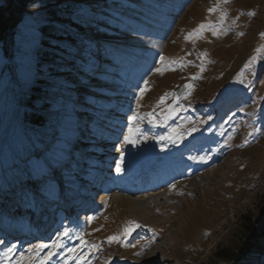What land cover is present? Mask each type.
Wrapping results in <instances>:
<instances>
[{"label":"rangeland","instance_id":"obj_1","mask_svg":"<svg viewBox=\"0 0 264 264\" xmlns=\"http://www.w3.org/2000/svg\"><path fill=\"white\" fill-rule=\"evenodd\" d=\"M0 1L7 8L13 2ZM63 3L42 1L27 8L26 4L15 7L21 20L13 35L0 42V209L10 218L9 225H17L15 231L11 228L16 237L10 233L13 236L0 245V251L15 244L18 253L38 236L51 243L68 228L73 237L84 232L91 243L94 236L90 232H95L98 241L105 240L103 251L100 247L93 253L98 254L93 256V264H228L214 259V253L237 245L243 237L241 220L247 216L260 235L236 264H264V59L245 70L250 84L236 80L245 63L257 55L255 50L264 45V0H69L66 4L74 12L60 23L73 36L61 34L69 53L51 65L40 57L55 45L48 49L41 43L39 28L52 25L48 13L58 11ZM218 4L215 12L208 11ZM222 13L226 32L214 36L204 31L200 37L185 39L201 24H219ZM98 31L106 36L100 41L95 36ZM202 53L207 54L203 72L198 58ZM161 54L168 60L183 58V66L157 73ZM196 75L199 78L191 80ZM144 80L149 84L141 99V113H159L156 105L161 96L193 84L191 95L180 102L186 111L162 127L147 121L141 124L148 136L164 135L174 125L190 127V120L207 123L197 125L198 131L180 144L167 142L163 151L156 140H141L136 145L144 148L141 155L157 153L150 159L132 162L137 149L124 145L123 171L115 173L114 181L118 185L122 178L130 187L146 167L160 163L167 171H180L184 179L178 178L154 194H122L115 188L103 209L82 212L98 215L95 223H77L73 210L63 209L71 201L78 199L79 206H85L97 197V192L88 196L90 176L95 175L98 164L114 165L115 147L120 149ZM36 85L40 87L35 91L38 98L33 100V109L50 122L47 129L38 131L24 125L21 106L23 93ZM83 87L87 90L79 91ZM165 103L171 104L172 98ZM66 133L63 159L45 177L31 176V161H35L31 156L44 160ZM229 134L232 139L225 145ZM199 156L209 159H190ZM207 173L212 176L209 182L190 188L196 174ZM9 186L13 188L6 192ZM55 216L61 223L54 222ZM132 221L140 225L139 237L130 244L108 242L109 236L122 232ZM143 229L155 234L154 239ZM6 237L0 235V240ZM77 241L63 240L66 247H75ZM47 252L44 249L41 255ZM55 260L54 256L48 264H57Z\"/></svg>","mask_w":264,"mask_h":264},{"label":"snow or ice","instance_id":"obj_2","mask_svg":"<svg viewBox=\"0 0 264 264\" xmlns=\"http://www.w3.org/2000/svg\"><path fill=\"white\" fill-rule=\"evenodd\" d=\"M224 3H227L228 0H223ZM219 4L214 7L210 8L208 11L215 12ZM249 15H255V13H249ZM225 19V14H221L220 23L217 25H210V24H201L197 29H194L192 32L188 33L185 37L186 40L188 39H195L200 37L204 31H211L214 36H219L220 34L227 31V29L223 25V21ZM242 35V34H241ZM264 36V33L261 34ZM257 55L252 56L244 65V68L237 74L236 80L245 86L251 83V81H246L245 77V70L249 69L258 59H264V45L258 47L256 50ZM206 53L200 54L198 57L201 60L200 70L201 72L204 71V57ZM180 64L183 66V58L180 60H168L164 55H160L159 57V67L155 68L157 73H162L166 70H174V67ZM199 76H192L191 80L198 79ZM148 80L143 81V87H140L138 92L135 96V103H136V110L132 111V114L128 116V124H127V132L123 135V141L120 144V159L115 162V171L116 173H121L123 171L122 164H123V157L124 152L123 148L124 145H131L135 147L141 140H148L154 139L157 143L161 144V151L164 150L166 147L167 142H171L172 144H176L179 141H182L186 136H190L193 132L198 131L197 125H203L207 123L206 120H197V121H189L191 124L190 127H186L183 124L171 126L167 133L164 135L159 136H148L146 131H144L141 127V124L144 121H147L149 125L162 127L166 124L170 119H173L179 112L186 111L187 109L180 103L183 100H187L188 97L191 95V91L193 89V84L188 83L184 85V91L181 94H177L176 92H168L165 93L163 96L159 98V101L156 107L160 108V112L157 113L155 110L147 113H141L139 111L141 107V99L143 98L145 92L148 90ZM168 97L172 98L171 104H166V100ZM240 112H244L245 109L240 108ZM159 117V119H157ZM187 119V118H186ZM209 120L212 118L209 116ZM70 120V117H69ZM238 127V126H237ZM235 131V129H233ZM67 133L65 134V138L58 141L57 145L52 149L50 156L45 157L44 160H35L31 161L30 167V175L35 176L38 178H43L47 175L48 169L56 163H59L63 159V154L67 151ZM251 135V133H249ZM232 139V135L229 134L228 137L225 139V145L228 144V141ZM192 160H199L201 162L206 161L209 159L207 156H199V157H190ZM172 187H175L173 185ZM94 217H88L89 222H91ZM140 225L134 221L129 222L122 230V232L115 234L113 236L108 237V242H122L123 239H127L136 228H139ZM70 229L65 228L62 232L58 233L56 238L51 241V243H34L29 245L23 251H19L17 253L16 245L13 244L11 246H6L0 251V264H48L49 261L52 260L54 256L57 255V250L63 249L60 252V257L62 258V264H68V261L72 260L75 261L76 264H82L84 261H88V264H92L90 260H88L89 254L94 250L98 249L96 244L88 242L85 240V233L84 232H76L74 237L70 235ZM64 238L68 239H77L80 241V244L75 247H66L65 243L63 242ZM4 240H0V245H5ZM131 247H135V245H131ZM86 249V251H82L81 249ZM44 249H48V252L45 253L43 256L41 252ZM140 255L142 253H136ZM13 257L15 259L13 260Z\"/></svg>","mask_w":264,"mask_h":264},{"label":"trees","instance_id":"obj_3","mask_svg":"<svg viewBox=\"0 0 264 264\" xmlns=\"http://www.w3.org/2000/svg\"><path fill=\"white\" fill-rule=\"evenodd\" d=\"M42 1L51 2L53 4L63 0H13L9 8H7V4L5 2L0 1V42L5 41L7 37H11L13 35V28L17 25L18 21L21 20L20 14L15 13L14 10L15 7L17 8L22 7L23 5L25 6L26 4L25 7L27 8V7H31L29 5L33 6L41 3ZM64 1L68 3L69 0H64ZM66 3L62 4L63 5L61 6L62 9L59 8L58 11H52L48 13V16H50V18L53 19V21L51 22L52 25L43 24V26L39 28V37L42 39L41 43L43 45L45 44L46 46H48V49L50 48L49 46L55 45V47H51L49 51L43 52V54L45 55L44 57L42 56L40 57L41 59L45 60L51 65H53V63L57 65L56 64L57 60H59L57 58L67 57L68 56L67 53H69L68 49L63 47V43H62L63 36L61 34L65 33L66 34L65 37L70 39H72L73 37L70 34V32L68 30H64L60 24L62 22L61 21L62 18L72 16L71 13L74 12L73 6L67 5ZM85 9L88 10L87 8ZM72 23L74 28V26H76V23L74 22ZM103 28L106 29L105 26H103ZM95 36L97 37V39H99V41L102 40V38L106 37L102 31H98L97 34H95ZM50 42H54V43H50ZM70 42L72 43L73 41ZM42 62L40 61L39 64ZM46 62H43V64ZM39 87L40 85H36L27 88V93L26 94L23 93V97H21V99H23L24 104L22 105L20 104L23 109L22 121L24 125H26L30 129L35 128L34 129L35 131L41 129H47L48 126L50 125V122L46 118L37 114L36 111L33 109L34 106L33 100L38 98L35 91H37ZM86 90L87 89L84 87L79 89V91H86ZM21 99L19 98L18 104L21 102ZM31 157H34L35 160H37V157L35 155H32ZM241 233L243 237L239 238L240 241L237 243L236 246L234 247L229 246L222 249L221 248L217 249L213 256L214 259L221 262H226L228 264L229 263L236 264L241 262L244 256H246L251 251L255 239L260 235V233L257 232L256 226H254L251 223V221L247 216L243 217V219L241 220Z\"/></svg>","mask_w":264,"mask_h":264},{"label":"bare ground","instance_id":"obj_4","mask_svg":"<svg viewBox=\"0 0 264 264\" xmlns=\"http://www.w3.org/2000/svg\"><path fill=\"white\" fill-rule=\"evenodd\" d=\"M105 152H107V151H105ZM107 154V153H106ZM105 158L107 159V156H105ZM102 164H104V163H101V164H98L97 165V168H96V173H95V175L94 176H90V184H88V185H90L91 186V191H90V195L91 194H93L92 192L94 191L93 189H92V186H93V183H94V186L95 185H97L98 183H99V181L101 180V179H103V175H101V171L103 172L104 171V173L108 176V178H107V181H109L111 184H114V189L115 188H117V189H119L120 190V192H122V194H154L155 192H159V190H161V188L162 187H164L165 185H167V184H170V182H172V181H174V180H176V179H178V178H183V175H180V171H178V170H169V171H161L160 169H162L163 167H162V165L163 164H161V167L160 168H152V170L154 169L155 171L152 173V175H158L159 177H161V176H164V177H166L162 182H159V183H154V184H152V185H155V187H153L152 189L150 188V187H148V188H146V189H144L142 192H139L138 191V187H137V185L136 184H132L131 183V185L132 186H128V185H125L123 182H122V178H121V180L119 179L118 181H119V184L117 185L116 184V182L114 181L115 179L112 177V176H109L110 174H112L113 173V171L112 170H104V169H106L105 167H103L102 166ZM100 168V169H99ZM101 170V171H100ZM151 170V171H152ZM95 171V170H94ZM150 171V172H151ZM149 172V173H150ZM211 175L209 174V173H207V174H204V175H199V174H196V176H195V179H194V182H193V184H191L190 185V188H196V187H199V184L202 182V183H207V182H209L210 181V179H211ZM141 179H142V177L140 176V179H139V181H141ZM7 182H5V184H6ZM160 186H159V185ZM164 184V185H163ZM12 186H14L13 184H11ZM135 185H136V187H135ZM147 185H149L150 186V184H147ZM159 187H160V189H159ZM12 188L13 187H8L7 189H6V192L7 191H10L11 192V190H12ZM116 190V189H115ZM190 194H192V191H190L189 192ZM157 198H162V196H158ZM157 198H155V199H157ZM98 199L99 198H97V201H96V205L98 206L99 204H101L102 202H103V200L104 199H101V200H99L98 201ZM153 200V199H152ZM91 201V200H90ZM148 201V200H147ZM86 202H87V200H86ZM89 203V202H88ZM74 204V205H73ZM80 205V201L77 199V200H75V201H71V202H69V203H67V206H66V208H70L68 211H71V209H73V210H75V209H77V207ZM85 205V204H84ZM85 207H87V205L85 206ZM0 217H1V215H0ZM82 220H83V218H82ZM16 227H17V225H15ZM13 227V225L11 226H6V227H4V226H2V223H0V235H2V236H4L5 237V234H6V238H4L5 240V242L8 240H10L8 237L9 236H13L12 234H10V233H13L14 234V236L13 237H16L15 236V234H17V233H15V232H13V231H15V229H16V227ZM11 228H13V231H12V229ZM18 230H19V228H18ZM3 233H5V234H3ZM18 235H19V233H18ZM17 235V236H18ZM38 237H41V236H38ZM7 239V240H6Z\"/></svg>","mask_w":264,"mask_h":264},{"label":"water","instance_id":"obj_5","mask_svg":"<svg viewBox=\"0 0 264 264\" xmlns=\"http://www.w3.org/2000/svg\"><path fill=\"white\" fill-rule=\"evenodd\" d=\"M184 88L181 87L178 91H177V94H181L183 92Z\"/></svg>","mask_w":264,"mask_h":264}]
</instances>
